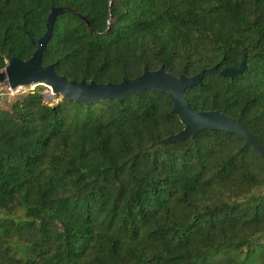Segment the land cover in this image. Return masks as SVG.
Returning <instances> with one entry per match:
<instances>
[{"label":"trees","instance_id":"1","mask_svg":"<svg viewBox=\"0 0 264 264\" xmlns=\"http://www.w3.org/2000/svg\"><path fill=\"white\" fill-rule=\"evenodd\" d=\"M53 7L79 14L55 19L42 56L68 80L190 77L245 49L242 74L185 94L264 143V0H0V71ZM42 88L0 100V264H264V161L241 138L156 145L183 128L166 93L49 105Z\"/></svg>","mask_w":264,"mask_h":264},{"label":"water","instance_id":"2","mask_svg":"<svg viewBox=\"0 0 264 264\" xmlns=\"http://www.w3.org/2000/svg\"><path fill=\"white\" fill-rule=\"evenodd\" d=\"M65 12L79 16L68 7H53L46 18L45 32L41 37L35 38L26 33L35 46L34 52L28 59L21 60L5 55L6 66L0 71V84L6 82L11 89L42 85L48 87L53 95L59 96L61 99L67 98L85 105L100 100H116L122 104L127 96H139L147 90L166 93L172 103L171 111L178 117L183 128L178 133L157 141L156 145L194 139L204 131H220L237 135L264 161V143L242 122L216 110L196 111L190 105L185 94L187 89L202 84L205 73H216L225 78H235L242 74L247 68L245 49L241 52L238 66H226L219 70L218 65H215L208 69H202L190 77L183 74L174 76L166 72L163 65H160L158 69L152 71L143 67L141 75L134 78L123 76L120 82L115 83H97L94 80L86 82L84 79L80 81L68 80L55 72L54 64H42L43 52L51 39L55 19ZM82 19L84 18L82 17ZM86 23L88 24L87 21Z\"/></svg>","mask_w":264,"mask_h":264},{"label":"rangeland","instance_id":"3","mask_svg":"<svg viewBox=\"0 0 264 264\" xmlns=\"http://www.w3.org/2000/svg\"><path fill=\"white\" fill-rule=\"evenodd\" d=\"M36 86H27L23 89V91H21L20 93H17L15 94L14 96H7V99H13L15 98L17 95L21 94V93H27V92H31L35 89ZM42 94H43V97H44V101L45 103L49 104V105H54L56 104L57 102H59L61 100V98L59 96H54L50 89L46 86H42ZM4 95H5V91H1ZM3 99H6V96H2ZM0 97V100L1 98ZM1 106V105H0Z\"/></svg>","mask_w":264,"mask_h":264},{"label":"built area","instance_id":"4","mask_svg":"<svg viewBox=\"0 0 264 264\" xmlns=\"http://www.w3.org/2000/svg\"><path fill=\"white\" fill-rule=\"evenodd\" d=\"M24 87H17L15 89H11L9 87V85L4 82L3 84H0V96L2 97L3 93L1 91H5L6 94L10 95V96H14L17 93H20L21 91H23ZM55 96V95H54Z\"/></svg>","mask_w":264,"mask_h":264}]
</instances>
